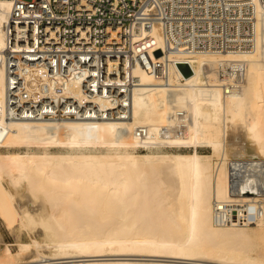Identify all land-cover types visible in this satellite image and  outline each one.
Listing matches in <instances>:
<instances>
[{"label":"bare ground","instance_id":"1","mask_svg":"<svg viewBox=\"0 0 264 264\" xmlns=\"http://www.w3.org/2000/svg\"><path fill=\"white\" fill-rule=\"evenodd\" d=\"M248 1L256 50L177 58L190 74L165 83L136 69L129 121L8 120L0 73V216L31 239L14 254L0 237V264H264V5ZM10 11L0 0V60ZM234 160L247 162L236 194ZM225 203L230 223L216 220Z\"/></svg>","mask_w":264,"mask_h":264},{"label":"built area","instance_id":"2","mask_svg":"<svg viewBox=\"0 0 264 264\" xmlns=\"http://www.w3.org/2000/svg\"><path fill=\"white\" fill-rule=\"evenodd\" d=\"M7 1L11 11L0 73L8 120L129 121L140 85L136 69L165 83L183 63L177 58L248 55L257 47V7L248 0ZM35 71L38 88L31 79ZM224 88L226 94L234 91ZM245 164H230L232 194L241 190ZM254 177L263 190L261 176ZM233 205L220 207L216 220L230 223Z\"/></svg>","mask_w":264,"mask_h":264},{"label":"rangeland","instance_id":"3","mask_svg":"<svg viewBox=\"0 0 264 264\" xmlns=\"http://www.w3.org/2000/svg\"><path fill=\"white\" fill-rule=\"evenodd\" d=\"M200 153L202 154H209L211 152L210 149H206V148H202V149H199L198 150ZM1 152H6L5 150H1ZM182 152H187V153H190L192 152V150H185V149H182ZM4 184L6 188H10L9 184H7V181H5ZM7 185V186H6ZM23 194H26L28 195V193H26L25 190L22 191ZM16 235V236H15ZM19 235V236H18ZM0 237L3 239V241L8 244L10 246V248L12 249V252L14 254H17L19 252V245L20 243L24 242V243H27V244H31V239H29L30 237L28 236V234L24 233V234H20L17 233V232H13L11 230L8 229V227L5 225L4 223V220L2 219V217L0 216ZM256 249L255 250H258L257 252H263V247H259L257 248V246L255 247ZM36 250L34 249V247H31V250L27 253H25L24 256H29L32 252L33 253H36L35 252ZM44 251L46 253H48L49 251L47 249H44ZM48 251V252H47ZM262 254V253H260ZM97 260H124V259H131V260H135V261H143V260H152L153 258H146V257H102L101 259L100 258H96ZM95 259V260H96Z\"/></svg>","mask_w":264,"mask_h":264},{"label":"water","instance_id":"4","mask_svg":"<svg viewBox=\"0 0 264 264\" xmlns=\"http://www.w3.org/2000/svg\"><path fill=\"white\" fill-rule=\"evenodd\" d=\"M161 55H162L161 51H157L155 53L156 57H160ZM178 68L182 71L183 74H185V75H189L190 74L191 69L189 68L188 64L180 63V64H178Z\"/></svg>","mask_w":264,"mask_h":264}]
</instances>
